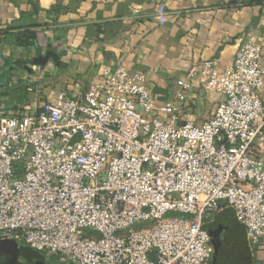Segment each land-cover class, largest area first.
I'll return each mask as SVG.
<instances>
[{
    "label": "built area",
    "instance_id": "2783aa9c",
    "mask_svg": "<svg viewBox=\"0 0 264 264\" xmlns=\"http://www.w3.org/2000/svg\"><path fill=\"white\" fill-rule=\"evenodd\" d=\"M156 15L164 24L163 2ZM200 75L222 95L201 123L181 120L187 81L158 102L121 64L76 97L0 115V240L77 264H211L206 226L229 207L260 245L264 36L247 33L230 66L206 61Z\"/></svg>",
    "mask_w": 264,
    "mask_h": 264
},
{
    "label": "crops",
    "instance_id": "0c3cea01",
    "mask_svg": "<svg viewBox=\"0 0 264 264\" xmlns=\"http://www.w3.org/2000/svg\"><path fill=\"white\" fill-rule=\"evenodd\" d=\"M161 2L164 24L156 15ZM247 33L264 36V0H0V110L33 113L60 92L76 97L105 66L121 64L145 74L158 102L174 96L177 80L187 81L181 120L201 123L222 98L202 88L203 63L230 66ZM206 228L228 239L232 264H264V238L251 247L231 208ZM1 240L0 257L13 264H77Z\"/></svg>",
    "mask_w": 264,
    "mask_h": 264
},
{
    "label": "water",
    "instance_id": "95a60500",
    "mask_svg": "<svg viewBox=\"0 0 264 264\" xmlns=\"http://www.w3.org/2000/svg\"><path fill=\"white\" fill-rule=\"evenodd\" d=\"M212 235V243L214 246V252L211 264H232L233 251L230 249V243L228 239L219 240L218 231L213 229L210 231ZM4 240H0V246L4 243Z\"/></svg>",
    "mask_w": 264,
    "mask_h": 264
},
{
    "label": "flooded vegetation",
    "instance_id": "af4514ba",
    "mask_svg": "<svg viewBox=\"0 0 264 264\" xmlns=\"http://www.w3.org/2000/svg\"><path fill=\"white\" fill-rule=\"evenodd\" d=\"M8 259V260H7ZM3 262V264H13L12 260L9 258V256L7 257H0V262Z\"/></svg>",
    "mask_w": 264,
    "mask_h": 264
},
{
    "label": "rangeland",
    "instance_id": "374dc122",
    "mask_svg": "<svg viewBox=\"0 0 264 264\" xmlns=\"http://www.w3.org/2000/svg\"><path fill=\"white\" fill-rule=\"evenodd\" d=\"M7 113H10V112L4 111V110H0V115H2V114H7ZM232 227H233V226H232ZM232 227L230 226V230L232 229Z\"/></svg>",
    "mask_w": 264,
    "mask_h": 264
},
{
    "label": "trees",
    "instance_id": "16d2710c",
    "mask_svg": "<svg viewBox=\"0 0 264 264\" xmlns=\"http://www.w3.org/2000/svg\"><path fill=\"white\" fill-rule=\"evenodd\" d=\"M31 36H32V33H30V34L28 35V37H27V38H30ZM27 40H28V39H27ZM19 42H21V43H22V42H24V41H23V40H19ZM29 42H32V40L30 39V40H29Z\"/></svg>",
    "mask_w": 264,
    "mask_h": 264
}]
</instances>
